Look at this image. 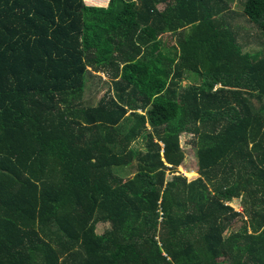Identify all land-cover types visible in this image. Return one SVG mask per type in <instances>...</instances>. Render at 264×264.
<instances>
[{"label":"trees","instance_id":"1","mask_svg":"<svg viewBox=\"0 0 264 264\" xmlns=\"http://www.w3.org/2000/svg\"><path fill=\"white\" fill-rule=\"evenodd\" d=\"M103 1L0 0V264H264V48L237 0ZM243 12L264 36V0ZM90 73L113 81L93 104Z\"/></svg>","mask_w":264,"mask_h":264},{"label":"rangeland","instance_id":"2","mask_svg":"<svg viewBox=\"0 0 264 264\" xmlns=\"http://www.w3.org/2000/svg\"><path fill=\"white\" fill-rule=\"evenodd\" d=\"M246 0H237V4H234L235 17L234 22L237 26H240L239 32H240V41L245 47L246 52H257L261 51L264 48V36L262 35L260 29L254 25L253 23H250V21L247 19L246 16H244V2ZM106 5V4H104ZM103 5V6H104ZM109 5V4H107ZM101 6V5H100ZM172 44H175L177 41L176 39H170ZM198 78H193L192 80L185 81L184 87H188L191 84L197 83ZM113 86V81L107 75L106 73H90L88 76L87 81V89H86V99L89 100L91 104L97 103L102 96L108 92ZM140 143H143V141H139ZM136 143L134 145L135 148H140L143 146V144ZM190 142V136L184 134L182 137V148L186 155V160L183 164V166L179 167L177 170L176 175H184L189 180H195L199 177L198 173V165H197V157H196V149L189 145ZM131 172H135V167L131 168ZM168 175V174H167ZM172 177L171 174L168 175V180H170ZM235 210L240 211V213L243 211L241 202L238 199H234L230 204ZM238 226H241V221L238 223ZM109 227L108 224H97V233L103 234L104 231Z\"/></svg>","mask_w":264,"mask_h":264},{"label":"crops","instance_id":"3","mask_svg":"<svg viewBox=\"0 0 264 264\" xmlns=\"http://www.w3.org/2000/svg\"><path fill=\"white\" fill-rule=\"evenodd\" d=\"M95 1H96V0H95ZM110 1H111V0H104L103 3L106 4V5H104V4H100V3H99V4H100L101 6H103V5H104V6H108L107 4H109ZM100 5H95V6H100Z\"/></svg>","mask_w":264,"mask_h":264}]
</instances>
